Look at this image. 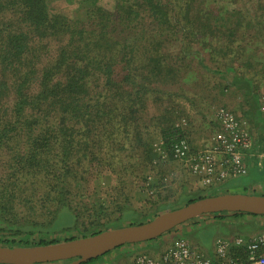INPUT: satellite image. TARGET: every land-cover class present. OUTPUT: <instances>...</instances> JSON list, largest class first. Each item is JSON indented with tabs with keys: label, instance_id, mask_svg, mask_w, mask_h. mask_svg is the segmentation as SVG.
<instances>
[{
	"label": "rangeland",
	"instance_id": "1",
	"mask_svg": "<svg viewBox=\"0 0 264 264\" xmlns=\"http://www.w3.org/2000/svg\"><path fill=\"white\" fill-rule=\"evenodd\" d=\"M116 2L46 0L50 15L68 16L75 22L80 21V26L88 30H91L90 26L94 22L87 20L86 10L102 6L115 12ZM191 6L189 21L183 19L185 25L176 23L178 29L184 25L190 34L186 35L185 40L181 35L167 36L170 40L166 44L167 49L175 51V56L180 57L170 55L172 59H169L175 69L177 66L181 69L180 72L177 70L178 82L159 85L161 91L157 93L158 98L154 102L136 106V114L127 116L128 126L119 130L122 135L127 134V140L120 143H127L131 137L139 144L137 140L140 136L141 143L149 146L154 154L148 164L140 163L132 173H128L125 183L120 182V179L126 173L123 175L124 171L113 158L122 148L115 141L109 145L111 152L106 155L81 149L71 163L77 171L76 177L71 179L67 187L62 182L63 178L58 176L64 173L60 165L55 163L58 158L52 159L46 166H27L18 159V152L28 151L29 162L32 139L40 131L57 126L59 115L50 108L27 109L25 118L36 121L32 125L31 136L27 126L29 119L19 123L17 119H10L14 117L13 98L8 99L5 106L0 108V128L3 129L7 122L17 123L18 126L16 133L12 134L15 135L13 141L0 147V227L23 231L20 235H11L8 231L0 230V241L14 240L16 247H23L39 245L41 240L64 242L66 239H81L94 235L91 234L93 231L145 223L164 212L188 204L191 199L226 192V189L220 190V183L218 186L215 183H202L187 163L175 159L169 141L172 135L181 133L192 153L208 147L207 143L222 131L216 116L221 107L228 108L246 122L245 128L252 137L255 152L260 154L259 147L255 145L258 146L264 140V115L261 113L264 98V0H192ZM182 13L186 14L185 10ZM17 14L20 15L19 11ZM10 20L15 22L14 25H9ZM16 21L15 13H0V29L25 28ZM160 31L145 13L130 26L118 27L117 35L122 44L127 45L126 58L132 57L133 50L136 55L134 65L142 66L141 57L145 48ZM181 40L188 43V48H184L190 52L187 56L179 55ZM34 45H44L38 48V55L48 61L56 57L61 43L55 37H50L45 40L36 39ZM123 57L122 54L119 56L117 70H121L125 63ZM199 61L201 64H198ZM32 85V92L37 91L38 84ZM102 86L103 79L100 78L93 89L99 92L103 90ZM66 125L72 126L74 123L68 121ZM76 126L78 139L94 135V130L87 129L85 123ZM168 128L170 137L164 135ZM93 145L91 141L90 147ZM94 151H97L96 144ZM162 151L167 153L168 158L163 156ZM238 178L247 181L249 175ZM256 185V189H261L249 193L264 196V181L256 182ZM228 191L248 192L242 189ZM120 205H124L123 208ZM101 216L104 217L102 220ZM228 216L223 214L197 218L161 238L148 241L147 245L157 240L164 242L166 249L183 237L206 253L213 242L215 244L217 239L225 237L223 230L245 236L264 233L262 216L255 217L257 222H235L233 226L223 220ZM211 219L215 221L211 222ZM101 223L104 225L100 226ZM24 242L29 244L23 245ZM145 243L128 245L131 249L127 251L130 261L126 264H131L141 254L160 257V246L155 247L157 250L153 247L145 248ZM117 249L92 264H115L118 258L115 254L124 251V248Z\"/></svg>",
	"mask_w": 264,
	"mask_h": 264
},
{
	"label": "trees",
	"instance_id": "2",
	"mask_svg": "<svg viewBox=\"0 0 264 264\" xmlns=\"http://www.w3.org/2000/svg\"><path fill=\"white\" fill-rule=\"evenodd\" d=\"M116 1L115 12L102 6H93L86 10L87 20L94 22L90 26L91 30H88L80 26V21L75 22L68 16L50 15L46 0H0V13H15L16 22L25 26L0 29V108L5 106L8 99L13 98L14 117L10 119H17V123L29 119L25 118L27 109L50 108L59 115L60 122L57 126L40 131L32 139L29 162L28 151L18 152V159L27 166L37 167L49 165L52 159L58 158L55 163L64 171L58 176L63 178L65 187L76 177L77 171L71 163L81 149L106 155L111 152L109 145L112 142L119 143L122 148L113 158L124 171L123 175L126 173L120 179L122 183L126 182L125 177L137 165L148 164L154 156L149 146L141 143L140 136L137 140L139 144L130 139L131 137L127 143H120L127 140V134L122 135L119 130L128 126L127 116L136 114V106L154 102L159 96L157 93H160L162 84L173 85L179 79L177 70L180 72L181 69L178 66L175 69L169 60L172 59L170 55L176 54L175 51L167 49L166 44L170 41L167 36L181 35L185 40L186 35L190 34L183 19L189 21L192 0ZM183 10L186 12L184 15ZM142 13L147 14L161 31L149 41L141 57L143 65L140 66L134 65L135 51L132 50L131 58H126L127 45L122 44L117 29L130 26ZM14 23L10 20L9 25ZM176 23L184 25L178 29ZM50 37H55L61 45L56 51V57L45 61L38 55V48H43L44 45L38 47L34 45V41ZM62 41L65 43L62 44ZM181 42L179 55L187 56L190 52L184 48L188 43ZM121 54L125 63L121 70H117ZM100 78L103 79V90L98 92L93 89V85ZM35 83L38 84V89L32 92V84ZM68 121L74 125L67 126ZM27 123L29 134L33 136L32 125L36 121L30 120ZM82 123H85L87 129L94 130V135L90 134V138L84 136L78 139L76 125ZM16 124L7 122L3 129L0 128V147L13 141L15 135L12 134L18 129ZM164 133L166 137H170L169 128ZM91 141L97 145L96 152L94 145L90 147ZM55 145L58 146L54 147ZM81 145L84 147L79 148ZM258 147L260 153H264V140ZM203 197L207 196L191 199L188 203ZM124 205L120 207L123 208ZM103 218L101 216L100 220ZM102 225L104 223L100 226ZM0 230L5 229L0 227ZM5 231L11 235H20L23 232L21 229ZM98 232L100 231H93L91 234ZM14 242L7 239L0 241V244L13 247ZM58 242L60 241L41 240L38 244ZM99 258L83 264H92Z\"/></svg>",
	"mask_w": 264,
	"mask_h": 264
},
{
	"label": "built area",
	"instance_id": "3",
	"mask_svg": "<svg viewBox=\"0 0 264 264\" xmlns=\"http://www.w3.org/2000/svg\"><path fill=\"white\" fill-rule=\"evenodd\" d=\"M261 113L264 115V98ZM216 116L222 131L213 137L208 147L198 152H191L181 133L171 137L173 157L187 163L191 172L204 184L248 175L250 169L246 159L250 154L254 155L253 140L245 128L246 122L225 107L219 108ZM162 154L168 158L165 151ZM131 264H264V233L219 238L215 241L214 255L194 248L181 237L167 247L160 257L141 254Z\"/></svg>",
	"mask_w": 264,
	"mask_h": 264
},
{
	"label": "water",
	"instance_id": "4",
	"mask_svg": "<svg viewBox=\"0 0 264 264\" xmlns=\"http://www.w3.org/2000/svg\"><path fill=\"white\" fill-rule=\"evenodd\" d=\"M225 213L264 217V196L222 193L199 198L145 223L109 229L81 239L23 247L0 244V264H83L124 245L155 240L197 218Z\"/></svg>",
	"mask_w": 264,
	"mask_h": 264
},
{
	"label": "crops",
	"instance_id": "5",
	"mask_svg": "<svg viewBox=\"0 0 264 264\" xmlns=\"http://www.w3.org/2000/svg\"><path fill=\"white\" fill-rule=\"evenodd\" d=\"M207 108H208V106H207ZM210 144H211V141L207 143V146H209ZM255 146L258 147L257 144ZM255 150H256V148L253 147L252 152L254 155L250 154L246 159V162H247V164H249V169H250L249 174H248L249 179L247 181H241L240 178H238V177H229L228 179L224 180L223 182L222 181H218V183L215 182L214 185L218 186L220 183L221 184L220 190L224 191L226 189V192H223V193H231L228 191L229 189H242L244 191H248L245 193H249V191L260 190L261 187H259L260 189H256L257 188L256 182L264 181V153L257 155ZM262 190H264V188H262ZM249 194H253V193H249ZM211 216H213V215H211ZM211 216L209 215V216H204V217H200V218L205 219V218H209ZM250 216H252V215H238L237 216V215L229 214V216L223 220H225V223L228 224L229 226H233V224L235 222L245 223L248 221H251V222H257L258 221V220H256L257 218L255 219V217L252 218ZM212 220L213 219H211V222H212ZM253 220H255V221H253ZM213 221H215V220H213ZM229 229H231V228H229ZM223 233H224L223 235H225V238H231V237H234L235 235H237L232 231L227 232V230H223ZM195 235H197V234H195ZM198 237H200V236H198ZM156 241L149 243V245H147V242H146L143 245L145 246V248H148V247L155 248V247L160 246V254H161L164 252V250H165L164 246L166 244L164 245L163 244L164 242H161V241L156 242ZM128 245L129 244L124 245V247L122 246L120 249H117V250H122L124 248V251H120V252L118 251L115 254V256L118 257L117 261H115V264H126L130 261V257L128 255L127 251H129L131 249H130V247H128ZM143 245H141V246H143ZM214 245L215 244L213 242L211 249L208 250V252H206V253H208L210 255H214ZM125 246H127V247H125ZM193 247L198 249V250H201L200 248H198L196 246H193Z\"/></svg>",
	"mask_w": 264,
	"mask_h": 264
}]
</instances>
